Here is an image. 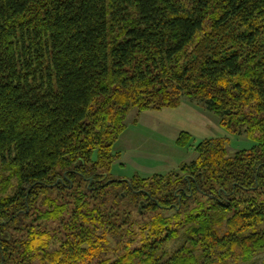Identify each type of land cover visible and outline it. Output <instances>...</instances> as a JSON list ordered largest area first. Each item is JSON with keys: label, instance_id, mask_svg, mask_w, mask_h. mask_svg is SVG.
Here are the masks:
<instances>
[{"label": "trees", "instance_id": "trees-1", "mask_svg": "<svg viewBox=\"0 0 264 264\" xmlns=\"http://www.w3.org/2000/svg\"><path fill=\"white\" fill-rule=\"evenodd\" d=\"M185 95L255 145L211 137L176 171L113 177L127 113ZM263 250L264 0H0V264Z\"/></svg>", "mask_w": 264, "mask_h": 264}, {"label": "rangeland", "instance_id": "rangeland-1", "mask_svg": "<svg viewBox=\"0 0 264 264\" xmlns=\"http://www.w3.org/2000/svg\"><path fill=\"white\" fill-rule=\"evenodd\" d=\"M125 130L115 140L113 152L117 153L111 167L113 177L129 178L132 175L151 177L155 173L165 174L176 171L182 163L196 158L194 146L203 139L222 138L227 153L232 155L237 150H247L255 145L256 138L237 133L220 124V118L208 111L200 102L183 96L174 107L131 109L124 121ZM181 131L190 134L186 146L177 144ZM138 216L136 207L131 213L139 220L149 218L151 212ZM164 214H172L166 210ZM54 223L49 224L52 227ZM177 242H168V248H175ZM226 264H264V250L253 254L252 258L229 260Z\"/></svg>", "mask_w": 264, "mask_h": 264}]
</instances>
